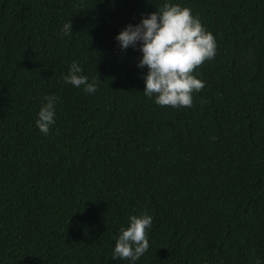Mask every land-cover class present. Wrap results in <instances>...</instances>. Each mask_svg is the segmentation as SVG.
Wrapping results in <instances>:
<instances>
[{"label":"trees","instance_id":"trees-1","mask_svg":"<svg viewBox=\"0 0 264 264\" xmlns=\"http://www.w3.org/2000/svg\"><path fill=\"white\" fill-rule=\"evenodd\" d=\"M166 2L217 43L191 108L144 95L140 46L116 40ZM145 212L136 264H264V0H0V264H131L113 250Z\"/></svg>","mask_w":264,"mask_h":264},{"label":"clouds","instance_id":"clouds-1","mask_svg":"<svg viewBox=\"0 0 264 264\" xmlns=\"http://www.w3.org/2000/svg\"><path fill=\"white\" fill-rule=\"evenodd\" d=\"M72 29L71 22H66L62 35H72ZM116 40L122 51L140 46L143 55L138 67L148 68L144 95L149 98L155 95L157 105L172 108L193 106V93L205 87V82L198 78L200 74L194 73L217 53L216 39L206 30L199 16H193L189 7L167 2L155 13L142 18L138 25H127ZM64 81L92 94L101 82L100 77L90 82L78 61H73ZM43 100L46 103L38 112L36 125L41 133L48 135L56 119L57 97L45 96ZM153 219L147 212L129 217V226L120 229L112 254L114 260L128 259L131 264H136L149 250L147 230L152 227ZM257 264H260L259 260Z\"/></svg>","mask_w":264,"mask_h":264}]
</instances>
